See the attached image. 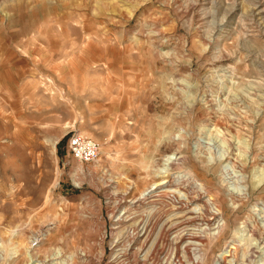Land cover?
<instances>
[{
	"label": "rangeland",
	"instance_id": "374dc122",
	"mask_svg": "<svg viewBox=\"0 0 264 264\" xmlns=\"http://www.w3.org/2000/svg\"><path fill=\"white\" fill-rule=\"evenodd\" d=\"M26 263L264 264V0H0V264Z\"/></svg>",
	"mask_w": 264,
	"mask_h": 264
},
{
	"label": "built area",
	"instance_id": "2783aa9c",
	"mask_svg": "<svg viewBox=\"0 0 264 264\" xmlns=\"http://www.w3.org/2000/svg\"><path fill=\"white\" fill-rule=\"evenodd\" d=\"M69 151L81 162H92L99 159L100 146L91 138L72 133L69 138Z\"/></svg>",
	"mask_w": 264,
	"mask_h": 264
},
{
	"label": "bare ground",
	"instance_id": "6f19581e",
	"mask_svg": "<svg viewBox=\"0 0 264 264\" xmlns=\"http://www.w3.org/2000/svg\"><path fill=\"white\" fill-rule=\"evenodd\" d=\"M163 170H166V169H163ZM163 170L161 171L162 173H163ZM155 185V184H154ZM44 230V229H43ZM14 233V232H13ZM15 234V233H14ZM17 234H20V233H17ZM18 236V235H17ZM31 239V238H30ZM22 240V239H21ZM38 240H39V238H37V239H34V240H31L30 241V243H29V245H27V246H25L23 249H22V244H21V242L22 241H20V238H19V240L18 241H12V240H10V239H8L7 241H5V240H3V241H1V243L3 242H8V243H10V242H12L11 244H13V246L14 247H16L18 250H17V252L18 253H20V256H24V257H28L30 260L31 259H33V255H32V252L33 251H35L36 250V248H38V247H40V245H41V243L40 242H38ZM36 242V243H35ZM5 244V243H4ZM10 244V245H11ZM26 245V244H25ZM43 245H44V243H43ZM42 245V246H43ZM12 246V245H11ZM24 246V245H23ZM45 248V247H44ZM14 249V248H13ZM24 250H25V252H24ZM24 252V253H23ZM55 253V252H54ZM59 253H56V255H58ZM37 255V254H36ZM53 256H54V254H53ZM24 259H26V258H24ZM26 262H28V261H26ZM42 262V261H41ZM27 264V263H26Z\"/></svg>",
	"mask_w": 264,
	"mask_h": 264
}]
</instances>
